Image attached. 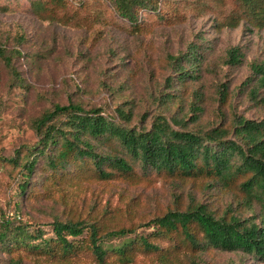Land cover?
Listing matches in <instances>:
<instances>
[{"label":"rangeland","instance_id":"1","mask_svg":"<svg viewBox=\"0 0 264 264\" xmlns=\"http://www.w3.org/2000/svg\"><path fill=\"white\" fill-rule=\"evenodd\" d=\"M32 1L0 0V218L17 215L14 220L40 230L43 237L52 235L51 222L56 219L102 218L111 227L137 225L195 203L216 215L231 209L260 222L257 204L249 209L240 203V195L204 179L145 172L139 165L133 179L100 181L87 166L58 179L47 177L44 157L34 173L23 177L10 159L36 143L32 123L37 117L54 104L69 101L101 107L112 117L121 107L131 112V119L125 122L115 116L116 121L135 128L149 129L157 116L174 128L194 131L228 124L235 117L264 118V89L257 88L258 76L251 68L264 62V20H249L246 7L239 10L236 0H182L164 6L166 13H145L135 30L118 16L111 0H66L64 11L71 14L80 7L82 19L80 25H65L38 18ZM237 16L238 24H231ZM231 47H239L243 54L237 65L227 61ZM190 52L194 57L186 61ZM177 59L190 77L177 74ZM253 88L258 89L256 99L250 97ZM93 144L98 154L120 152L114 141ZM24 180L28 183L21 194ZM152 230L143 226L136 234ZM124 239L107 240L106 245L116 247ZM159 243L163 250L170 246L167 239ZM172 251L178 255L167 254L165 263L139 254L133 264L188 263L183 246ZM16 254L24 264H68L23 250ZM8 258L0 252V264H7ZM195 259L197 264H264L241 251L220 249H207ZM74 264L93 262L79 256Z\"/></svg>","mask_w":264,"mask_h":264},{"label":"trees","instance_id":"2","mask_svg":"<svg viewBox=\"0 0 264 264\" xmlns=\"http://www.w3.org/2000/svg\"><path fill=\"white\" fill-rule=\"evenodd\" d=\"M175 1L182 0L110 2L118 16L138 30L145 13H166L164 6ZM236 2L239 10L246 7L244 16L249 20H264V0ZM67 4L66 0L32 1L38 18L80 25V7L69 14L64 11ZM80 6L85 8L86 4L80 3ZM239 18L237 16L231 24H238ZM192 53L184 59L190 61L194 57ZM242 57L239 47L227 50V61L231 64L241 63ZM177 61V74L182 79L190 77L181 61ZM251 68L258 76L257 88L264 89V62L254 63ZM257 88L249 91L252 99L257 98ZM220 95L225 100L224 91ZM115 112L116 117L130 121V111L117 107ZM115 116L104 114L101 107L85 108L71 101L54 104L32 123L36 143L26 148L24 154L16 151L10 162L20 167L23 177L34 173L40 157H44L47 177L58 179L76 175L80 167L86 166L92 170L91 176L100 181L119 177L133 179L138 174L137 165L145 172L179 179H204L223 191L240 195V203L249 209L257 204L260 222L242 218L231 209L216 215L205 205L195 203L183 210L169 209L137 225L111 227L102 218L56 219L51 222L52 235L43 237L40 230H30L26 223L14 220L17 215L1 217L0 252L8 254L7 264H24L19 254L14 255L22 250L42 256L46 261L68 264H74L79 256H88L93 264H133L139 254L154 255L165 263L167 254L178 255L174 252L176 249L172 251L178 246L185 248L187 264H197L195 257L207 249L241 251L264 261V118L235 117L228 124L194 131L174 128L162 116H157L149 129L120 124ZM101 139L114 141L120 152L98 154L93 141ZM27 183L26 180L20 183L21 194L26 191ZM143 226L153 230L149 234H136L137 228ZM134 234V238H126ZM120 238H125L121 245H106L107 240ZM160 239L170 242L167 250L161 248Z\"/></svg>","mask_w":264,"mask_h":264}]
</instances>
